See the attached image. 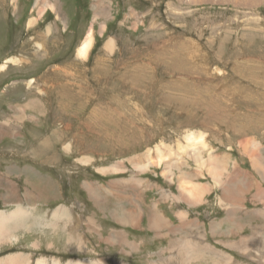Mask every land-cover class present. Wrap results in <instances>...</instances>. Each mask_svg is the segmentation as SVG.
Masks as SVG:
<instances>
[{
	"label": "rangeland",
	"instance_id": "rangeland-1",
	"mask_svg": "<svg viewBox=\"0 0 264 264\" xmlns=\"http://www.w3.org/2000/svg\"><path fill=\"white\" fill-rule=\"evenodd\" d=\"M96 4L0 0V65L20 59L0 71V214L24 212L0 228L1 262L264 264V0H106L98 21ZM190 131L229 163V206L177 152ZM160 147L177 164L138 169ZM192 182L213 186L198 204Z\"/></svg>",
	"mask_w": 264,
	"mask_h": 264
},
{
	"label": "bare ground",
	"instance_id": "bare-ground-1",
	"mask_svg": "<svg viewBox=\"0 0 264 264\" xmlns=\"http://www.w3.org/2000/svg\"><path fill=\"white\" fill-rule=\"evenodd\" d=\"M97 2V4L94 6V10H95V20L98 21L99 18H108L109 17V13H107V10H108V7L106 5V0H95ZM37 3V2H36ZM40 7V2H38L36 4V8L38 9ZM52 9L54 11H56L57 13V8L58 6L54 5L53 3L51 4H48L46 2H43L42 4V8H41V13H43L44 10H47V9ZM106 20V19H105ZM107 22V21H106ZM35 24V20H31L30 22V25H33ZM102 28H104V26H102ZM104 30V29H103ZM48 32H50V27L48 28L47 30ZM94 33H93V30H89L88 32V35L87 37H85L83 43L79 46L78 50H77V57L79 58H83V59H86L88 54H89V51L91 50L92 46H93V43H94ZM108 45V44H107ZM112 46V45H111ZM108 47V46H107ZM110 49V48H109ZM20 61L19 58H11L8 62H6L5 64H2L0 65V71H3L6 69L7 65L8 64H16ZM135 78V77H134ZM39 102V101H38ZM206 132L205 133H201V132H194V131H190L186 134L185 136V139H184V144H177L178 146V153L179 155H187L189 158H191L192 160L194 159V161L196 162V164H198V167L201 168L202 170L204 168H208L207 171L209 170L210 171V174L212 176V178L214 179V187L216 188H221L223 190V196L222 198H220V201H221V204L223 203H227V198L230 196V193H234V194H237L238 190L237 187L235 188H232L233 186H230L231 185L230 183L231 182H234L232 180H230L229 182H225L223 181L224 179H222L221 177V172H227L229 171L230 167H229V163L227 164V161H223L222 158L219 156V155H215L214 152H210V150H213V147L210 146V143L209 141L207 140L206 138ZM252 146L254 148V150H257L259 147L261 148V144L260 142L258 141H253L252 142ZM162 148L160 147V149L158 148L157 150V154H156V157L153 159H149L147 158L148 160L143 163V165L139 166L138 169H141V170H144V169H147L148 167L150 166H153L154 164H157V165H160L162 163H164L165 159H166V163L169 162L170 166H175V163L177 162L175 159H172L170 158L171 155H166V153L164 154L163 152V149L161 150ZM214 151V150H213ZM252 153V151L250 152ZM176 154V153H175ZM204 154H207V159L204 158ZM253 154V153H252ZM178 156V154H177ZM264 159V158H262ZM85 161V159H84ZM172 162L174 165H172ZM258 162H260L258 160ZM180 163V162H179ZM177 164V163H176ZM195 164V165H196ZM259 166V165H258ZM235 167V166H234ZM261 167V166H260ZM183 169V168H182ZM256 169V167H255ZM259 169V168H258ZM118 167L117 166H113L111 168H107V169H101L100 172L106 174L107 172H116L118 171ZM179 171V170H178ZM198 171V170H197ZM196 171V172H197ZM263 171V169H262ZM168 172H170V169H168ZM182 172L184 173V176L186 178H188L191 182L192 180H195L196 177H198L197 175L191 173V172H187L186 170H182ZM181 172V174H182ZM195 172V171H194ZM232 173V172H231ZM236 173V172H235ZM239 173V172H238ZM262 173V172H261ZM264 177V176H263ZM197 179V178H196ZM227 179V178H226ZM235 179V178H234ZM237 182L240 181V178H236ZM121 181V180H120ZM138 181V180H137ZM119 182V181H118ZM125 182V181H124ZM236 182V183H237ZM30 183V182H29ZM123 183V181H122ZM243 183V182H242ZM131 184V183H130ZM133 184V183H132ZM184 184V183H183ZM193 185L191 184H188V196L189 198L191 199V201L194 203V204H198L200 203L199 201L203 198V196L207 193H210L211 191V186L212 185H205L204 186H200L201 184L203 183H200V182H192ZM135 185V184H134ZM89 186V185H88ZM111 186V185H110ZM131 186V185H130ZM212 186V187H213ZM236 186V185H235ZM225 187H229V188H225ZM86 188V186H85ZM90 188V187H89ZM185 188V187H184ZM92 190V189H91ZM119 190V189H118ZM125 190V189H124ZM185 190V189H184ZM50 191V190H49ZM89 191V190H88ZM97 191V190H96ZM123 191V189H122ZM27 192V191H26ZM186 192V191H185ZM222 192V191H221ZM88 193V192H87ZM90 193V192H89ZM44 194V193H42ZM258 195H256V197H261V196H264V191H262L261 189L257 192ZM47 195V194H46ZM50 196V195H49ZM94 196V195H93ZM48 197V195L46 196ZM186 197V196H185ZM188 198V199H189ZM262 198V197H261ZM132 200L134 199V197H129L128 200ZM189 199V200H190ZM137 203V202H136ZM132 204L134 205L135 204V201L133 202L132 200ZM136 205V204H135ZM138 206V204H137ZM225 205L223 204L222 207H224ZM17 208V207H16ZM139 208V206H138ZM234 208V206H233ZM233 208L228 211L230 214H234L233 211ZM11 210V209H10ZM124 215H128L127 213H125V210L123 211ZM24 212L21 210V209H17L16 211L10 213V214H6V213H3V214H0V228H2L4 226V221H8V220H11V219H17V218H21L24 217ZM131 216V215H130ZM31 217V216H30ZM56 218V217H54ZM124 218V217H123ZM130 222V220H128V223ZM132 222V221H131ZM153 222V220H152ZM8 225L12 226L10 223L12 222H7ZM21 223V222H18L17 225ZM45 223V222H44ZM160 223V221H159ZM14 224V223H13ZM58 223H56L57 225ZM7 225V226H8ZM46 225V224H45ZM49 225V224H48ZM162 225V224H161ZM15 226V225H14ZM47 226V225H46ZM58 226V225H57ZM152 226V224L150 225ZM9 227V226H8ZM7 227V228H8ZM43 227V225H42ZM158 227V226H157ZM160 227V226H159ZM159 227L158 230L159 231ZM165 227V226H164ZM50 228V227H48ZM166 228V227H165ZM10 229V227H9ZM155 229V227L153 228ZM161 229V228H160ZM4 230V228H3ZM91 230V229H90ZM93 231V228L92 230ZM8 232V231H7ZM160 232V231H159ZM1 233V232H0ZM4 236V235H3ZM2 239V238H1ZM71 239V238H70ZM69 239V240H70ZM71 241V240H70ZM109 241V239H108ZM110 243H112L111 239L109 241ZM77 245V244H76ZM82 248V247H81ZM185 248V247H184ZM188 254H191L192 252H187ZM5 259V258H4ZM2 260V259H1ZM0 260V262H1ZM19 260V259H18ZM44 260V259H43ZM10 262V261H9ZM14 261H12V264H13ZM20 262V261H19ZM26 262V261H25ZM24 262V263H25ZM82 262V261H81ZM2 263V262H1ZM22 263V262H21ZM87 263V262H86ZM2 264H5L2 263ZM8 264V263H7ZM23 264V263H22ZM38 264H46L45 260L44 261H40ZM78 264V263H76ZM79 264H82V263H79ZM91 264V263H90Z\"/></svg>",
	"mask_w": 264,
	"mask_h": 264
},
{
	"label": "crops",
	"instance_id": "crops-1",
	"mask_svg": "<svg viewBox=\"0 0 264 264\" xmlns=\"http://www.w3.org/2000/svg\"><path fill=\"white\" fill-rule=\"evenodd\" d=\"M187 172H189V171H187ZM242 185H244V183L242 184ZM262 200V198H259L258 199V201H261ZM263 201V200H262ZM227 205L229 206V204L227 203ZM241 208V206H238V204H237V207H234V212L236 213V212H239L238 210ZM23 211V210H22ZM183 212H181V214H182ZM124 214V213H123ZM124 218H123V220L125 221L124 222V224L125 223H128V218H127V216L126 215H124L123 216ZM157 220L158 221H164L160 216H158L157 215ZM186 220H189V217L187 216L186 217ZM129 224V223H128ZM165 225H166V223H164ZM169 225V224H168ZM216 234V233H215ZM109 238V241H110V239H111V241H112V243L111 244H119V245H123L124 243H125V239L122 237V236H119V238L117 239V238H115V236L114 237H108ZM77 248L79 249V250H81V249H83V247L81 248V245L80 244H78L77 245ZM207 249L209 250V251H212V252H220V253H224V247L222 248V249H220V247H216V246H213V245H208L207 246ZM219 257H220V255H215V256H213V258H212V260H210V261H207V264H211V262L212 261H214L213 262V264H215L216 263V259H219ZM44 259V258H43ZM40 260V259H39ZM45 260V259H44ZM45 262H46V260H45ZM218 263H220V261H218ZM217 263V264H218ZM46 264H47V262H46ZM53 264H55V262H53Z\"/></svg>",
	"mask_w": 264,
	"mask_h": 264
}]
</instances>
